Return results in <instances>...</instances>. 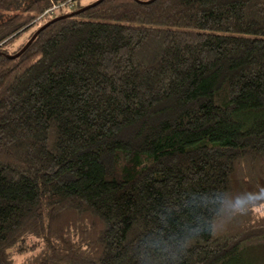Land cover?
<instances>
[{
	"label": "trees",
	"instance_id": "1",
	"mask_svg": "<svg viewBox=\"0 0 264 264\" xmlns=\"http://www.w3.org/2000/svg\"><path fill=\"white\" fill-rule=\"evenodd\" d=\"M96 1L0 0V264H256L264 0H104L12 58Z\"/></svg>",
	"mask_w": 264,
	"mask_h": 264
},
{
	"label": "water",
	"instance_id": "2",
	"mask_svg": "<svg viewBox=\"0 0 264 264\" xmlns=\"http://www.w3.org/2000/svg\"><path fill=\"white\" fill-rule=\"evenodd\" d=\"M104 0H98V1H96L95 3H93V4H91V5H89V6H87L86 8H84V9H82V10H80V11H78V12H76V13H73V14H71V15H67V16H64V17H60V18H56V19H54L53 21H51L50 23H48V24H46L45 26H43L42 28H40L36 33H35V35L30 39V41L25 45V47L17 54V55H15V56H12V58H18L20 55H22L30 46H31V44L34 42V40L36 39V37L43 31V30H45L47 27H49L51 24H53V23H55V22H57V21H59V20H61V19H65L66 17H72V16H76V15H78V14H80L81 12H84L85 10H88V9H90V8H93V7H95V6H97V5H99V4H101L102 2H103ZM153 1H155V0H152L151 2H153ZM150 2V3H151Z\"/></svg>",
	"mask_w": 264,
	"mask_h": 264
},
{
	"label": "rangeland",
	"instance_id": "3",
	"mask_svg": "<svg viewBox=\"0 0 264 264\" xmlns=\"http://www.w3.org/2000/svg\"><path fill=\"white\" fill-rule=\"evenodd\" d=\"M93 0H81V5H87L89 2H91ZM61 11L59 10L56 14H60ZM260 250H258V253L255 254V258H256V264H264V249L259 248Z\"/></svg>",
	"mask_w": 264,
	"mask_h": 264
}]
</instances>
